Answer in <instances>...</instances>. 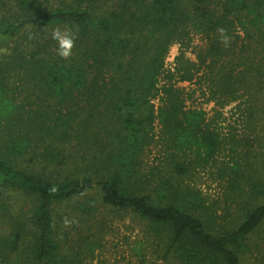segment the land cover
I'll return each instance as SVG.
<instances>
[{
  "label": "trees",
  "instance_id": "obj_1",
  "mask_svg": "<svg viewBox=\"0 0 264 264\" xmlns=\"http://www.w3.org/2000/svg\"><path fill=\"white\" fill-rule=\"evenodd\" d=\"M57 25L76 34L69 60ZM192 34L205 39L194 60ZM196 89L213 117L186 106ZM231 102L252 128L264 121V0H0V264H83L103 211L142 223L154 257L140 264H242L263 251L264 132L257 166L247 150L218 171L233 213L188 181L221 152L215 118ZM153 142L160 163L146 169Z\"/></svg>",
  "mask_w": 264,
  "mask_h": 264
},
{
  "label": "rangeland",
  "instance_id": "obj_2",
  "mask_svg": "<svg viewBox=\"0 0 264 264\" xmlns=\"http://www.w3.org/2000/svg\"><path fill=\"white\" fill-rule=\"evenodd\" d=\"M204 43L205 39L203 36L192 34L189 45L183 52L185 58L194 60L195 51L201 48ZM179 49L180 46L176 42L170 45L164 58L165 70H173L175 58L180 51ZM177 85L189 90L196 87L193 82L187 81L179 82ZM242 100L244 102L242 106L247 107L246 99L243 98ZM153 103L157 106L159 99H154ZM235 104L236 102H231L223 108L218 109L220 115L215 118V123L223 140L221 152L213 162L198 169L188 180L192 186L199 189L207 202L215 203L218 206L217 212L220 215L226 213V210L229 213H233L236 205L229 200L232 195L228 196L229 191L226 188V177H222L218 171L228 164L231 159L238 160L239 162L243 161L244 157L240 153L247 150L250 151L249 161L254 166H257L256 160L260 153V138L264 132V121L256 123V126L252 128L249 125L251 120L249 121L246 118L247 112L243 111L239 113V110L235 108ZM263 104L264 102H261V108ZM186 106L202 108L207 118L214 115L215 106L213 102L204 100V97L199 94L197 89L193 96L186 101ZM154 131V140H156L157 125ZM247 136L254 139L250 146L242 141ZM233 140H237L238 145H236V150L231 152L230 147ZM145 151L143 161L146 169L151 165L160 163L161 152L156 142L151 143ZM102 215H104L102 229L100 230L98 227L99 229H97L98 232L96 233L98 235L96 238H98L101 245L94 251L93 257L87 258L83 264H140V253H143L145 259H152L151 246L146 242L142 223L138 219L128 214H112L107 211H103L102 214L98 213L97 219H101ZM82 230L84 229H80V232ZM262 254L264 255V249L260 253L253 252L250 255L246 254L242 258V264H264V260L261 259ZM261 261L263 262L261 263ZM158 264L174 263L159 261Z\"/></svg>",
  "mask_w": 264,
  "mask_h": 264
},
{
  "label": "clouds",
  "instance_id": "obj_3",
  "mask_svg": "<svg viewBox=\"0 0 264 264\" xmlns=\"http://www.w3.org/2000/svg\"><path fill=\"white\" fill-rule=\"evenodd\" d=\"M220 42L227 48L231 46L232 38L227 34V30L223 27L217 29ZM51 38L57 42V55L64 60H69L72 57L75 47L76 34L70 27L55 26L51 30ZM55 190V189H53ZM75 220L68 217L63 218V225L71 227Z\"/></svg>",
  "mask_w": 264,
  "mask_h": 264
}]
</instances>
